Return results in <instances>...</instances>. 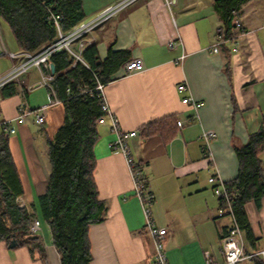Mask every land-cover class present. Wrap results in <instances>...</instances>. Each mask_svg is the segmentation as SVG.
Segmentation results:
<instances>
[{
	"label": "crops",
	"instance_id": "0c3cea01",
	"mask_svg": "<svg viewBox=\"0 0 264 264\" xmlns=\"http://www.w3.org/2000/svg\"><path fill=\"white\" fill-rule=\"evenodd\" d=\"M116 1L81 0L85 19ZM172 1L169 8L166 0H139L94 33L95 45L101 60L112 46L114 51L128 50L129 59L141 57L144 61V68L130 75L123 63L105 85V93L121 128L138 133L128 145L155 197L154 221L167 229L164 247L170 264H225L220 239L230 221L218 217L216 187L237 177L235 146L245 144L264 117V0H246L241 5L244 30H234V39L217 53L212 49L217 29L224 25L214 0ZM2 37L9 49L21 50L4 22L0 24V43L4 44ZM12 65L8 57L0 56V75ZM39 81V72L32 69L15 82V95L5 98L0 90L1 116L12 119L21 105L35 108L46 104L48 91ZM181 83L189 87L184 94L178 91ZM185 96L201 106L195 110L192 104L183 103ZM47 111L45 125L31 116L9 136L24 188L22 197L28 208L35 205L36 216L42 219L38 198L51 173L47 142L53 137L49 132L52 112ZM172 116L176 123L193 119L183 127L177 124L169 139L161 134L145 136L148 124L161 121L168 131L165 119ZM98 131L94 176L107 214L103 222L90 226V264H153L155 245L145 229L127 159L108 147L114 138L110 121L98 125ZM205 131L215 133L209 143L203 138ZM261 158L264 166V153ZM213 176L218 179L215 184L209 182ZM245 211L250 227L249 232L243 230L245 247L263 250L264 199L260 207L248 202ZM39 236L48 264H61L52 234L48 239ZM0 264L44 263L27 246L9 248L7 242H0Z\"/></svg>",
	"mask_w": 264,
	"mask_h": 264
},
{
	"label": "trees",
	"instance_id": "16d2710c",
	"mask_svg": "<svg viewBox=\"0 0 264 264\" xmlns=\"http://www.w3.org/2000/svg\"><path fill=\"white\" fill-rule=\"evenodd\" d=\"M245 1L214 0L224 25V37L229 40L236 30L232 13L240 11ZM49 10L62 16L64 31L85 19L81 0H0V24L8 25L21 50L35 52L51 43L57 35L54 24L48 19ZM83 55L90 68L81 63L73 66V59L66 52H57L51 57L56 69L53 85L58 97L64 101L65 121L47 142L51 173L45 192L38 198V209L50 227L61 264L91 263L89 229L91 225L103 222L107 214V205L99 197L94 176L97 166L95 145L100 137L98 120L104 114L102 101L96 94L82 91H92L98 82L109 83L123 63L130 60L128 50L114 51L112 46L107 58L101 60L95 44ZM2 91L5 98L15 95V83ZM165 121L170 125L168 131L163 130L165 123L161 121L148 124L145 136L173 137L176 118L172 116ZM235 153L239 161L238 175L224 185L232 196V208L240 228L249 232L245 205L253 201L260 207L264 199L261 158L264 117L259 130L251 134L245 144L235 146ZM23 194L9 138L3 137L0 143V242L9 243L15 238L18 247H29L33 255L38 254L43 263L48 264L42 239L29 237L37 215L35 205L27 209L16 202Z\"/></svg>",
	"mask_w": 264,
	"mask_h": 264
},
{
	"label": "built area",
	"instance_id": "2783aa9c",
	"mask_svg": "<svg viewBox=\"0 0 264 264\" xmlns=\"http://www.w3.org/2000/svg\"><path fill=\"white\" fill-rule=\"evenodd\" d=\"M138 1L139 0H118L105 7L95 16L82 20L68 31H64L62 28V16L49 10L50 16H48V19L54 24L57 35L51 43L43 46L35 52L25 50L9 51L3 43H0V56L8 57L13 61L12 67L4 74L0 75V90L13 82L20 81L22 77L32 69H36L40 74L39 84L45 87L48 91V102L44 105L35 108L21 105L18 109L17 116L12 119L2 117L0 114V143L3 137L9 138V136L14 135L17 132L18 127L24 124L28 117L33 116L37 124H44L47 117V109L51 106L64 103V101L58 97L54 89L53 83L55 81V74L51 72L52 55L57 52H66L68 56L73 59V66H75L76 63H81L85 67L90 68L84 59L83 53L90 45L95 44L94 33L97 30L103 29L112 19L117 17L119 13ZM166 3L170 8L173 1L166 0ZM232 17L235 29L242 32L244 26L241 20L240 11H234ZM216 35L217 40L212 49L214 53L219 52L220 47L229 40L224 37V29L221 27L217 29ZM233 39L234 38H231V41ZM143 68L144 61L141 57H133L123 65V69L128 75L134 74ZM105 85L106 84L104 83L98 82L92 91L85 89L82 92L94 93L101 99L104 114L99 118L98 125H104L110 121V132L113 134L114 138L108 143V147L112 152L121 153L127 159L130 173L133 178V191L141 203L145 219V229L153 238L155 245L153 264H170L168 254L164 247L167 229L158 227L154 221L152 207L155 197L153 193L149 191L143 170L140 167V164L133 158L128 145V141L137 137L138 133L136 131H124L121 128L119 119L113 113L107 101ZM188 90L189 87L186 83H181L178 86V91L181 94L186 93ZM68 92L70 93L69 89ZM182 102L185 104H192L195 110L201 106V103L193 101L189 96L183 97ZM192 119L193 117L179 119L177 124L179 127H183L185 124L191 123ZM214 136L215 133L213 131H205L203 134L206 143H209ZM217 181L218 179L216 176L209 179V182L212 184L217 183ZM218 186L219 187H216V195L220 201L218 217L228 218L230 221L225 233L220 239L221 251L224 256L225 264H264V249H246L243 230L240 228L233 212L231 203L232 196L226 190L225 185L220 184ZM16 202L19 207L29 209L22 196L17 198ZM41 231V220L36 216L31 225L30 233L40 235ZM208 264L213 263L209 262Z\"/></svg>",
	"mask_w": 264,
	"mask_h": 264
},
{
	"label": "rangeland",
	"instance_id": "374dc122",
	"mask_svg": "<svg viewBox=\"0 0 264 264\" xmlns=\"http://www.w3.org/2000/svg\"><path fill=\"white\" fill-rule=\"evenodd\" d=\"M262 11H264V8ZM2 41L4 42V45L7 47V49L9 51H13V50L9 49V47L6 45L4 37H2ZM15 51H17V50H15ZM13 83H15V82H13ZM47 112H48V114L50 112H52V121H51L52 123L49 124V130H50L49 132L51 133L52 136H54L56 131L58 130L57 128H60L64 124V121H65V105L63 103L60 106H58L57 108L51 109V111H47ZM46 126H47V124H46ZM40 220L42 222L41 234L45 237V239H48V237L51 233L49 226L43 221L42 218H40Z\"/></svg>",
	"mask_w": 264,
	"mask_h": 264
},
{
	"label": "water",
	"instance_id": "95a60500",
	"mask_svg": "<svg viewBox=\"0 0 264 264\" xmlns=\"http://www.w3.org/2000/svg\"><path fill=\"white\" fill-rule=\"evenodd\" d=\"M55 71H56L55 65L53 63H51V72L53 74H55ZM29 237L30 238H36V237H40V236L38 234L31 233V235H29ZM18 244H19V242L15 238H13V239L9 240L8 247L9 248H15L18 246ZM36 256L39 258L38 254H36Z\"/></svg>",
	"mask_w": 264,
	"mask_h": 264
}]
</instances>
